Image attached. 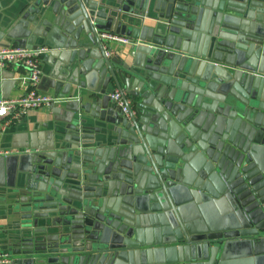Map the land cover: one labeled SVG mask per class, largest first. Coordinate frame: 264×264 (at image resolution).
<instances>
[{
	"label": "water",
	"instance_id": "obj_1",
	"mask_svg": "<svg viewBox=\"0 0 264 264\" xmlns=\"http://www.w3.org/2000/svg\"><path fill=\"white\" fill-rule=\"evenodd\" d=\"M8 39L60 56L61 101L14 157L5 264H264V0H21Z\"/></svg>",
	"mask_w": 264,
	"mask_h": 264
},
{
	"label": "crops",
	"instance_id": "obj_2",
	"mask_svg": "<svg viewBox=\"0 0 264 264\" xmlns=\"http://www.w3.org/2000/svg\"><path fill=\"white\" fill-rule=\"evenodd\" d=\"M20 1L21 0H0V47L9 44L17 45V43L10 42L8 39V25L12 13ZM106 39L111 40L113 45L118 47L119 40L112 37H108ZM55 50H58L59 53L65 52L62 49ZM50 53V51H47L41 56L42 74L37 86L38 90L43 93L56 95L59 93L61 85L54 87L51 83V80H53L51 72L54 62L61 58L60 56H55L50 62L44 58L46 54L50 56ZM0 69L7 75V77H3L2 75L0 76V98H9L22 93L23 88L21 87V83L17 80L15 84L14 80L15 78L19 79V75L21 74V70L23 68H18L15 64H9ZM6 82L11 83L5 85ZM128 98L131 101L129 96ZM50 107L51 105H46L30 109L21 120L8 124L5 130L0 131V147L4 145L5 148L20 150V152L3 156L11 157V161L5 163L0 162V253L3 252L2 245L10 239V235H12L16 229L11 223L13 217L8 214V204L10 200L7 197V192L13 190L22 182L23 169L20 165V161L14 157L25 154V151H21L24 148H31L21 145L25 142V139H23L25 134L31 132L39 134L41 132L43 141H47L48 134L46 133L47 130H49V127L44 126V123L49 121V119L53 122V113L50 111ZM3 119L5 118L0 116V123ZM37 137L40 136L37 135ZM205 208L207 210V215L211 219L217 221L223 220L225 212H223L218 204H210V202H207ZM229 252L231 260H233L235 264H246L248 262L249 253L243 255V251L240 249L237 250L236 248H232ZM8 261L9 259L4 260L0 262V264H5Z\"/></svg>",
	"mask_w": 264,
	"mask_h": 264
},
{
	"label": "built area",
	"instance_id": "obj_3",
	"mask_svg": "<svg viewBox=\"0 0 264 264\" xmlns=\"http://www.w3.org/2000/svg\"><path fill=\"white\" fill-rule=\"evenodd\" d=\"M103 38L112 37L121 42H128L129 39L110 33H103ZM48 51L47 46L39 48L22 47L19 45H5L0 47V68L9 64H15L18 68H23L18 81L21 83L23 92L9 98H0V116L3 119L0 123V131L5 130L8 124L21 120L26 113L33 108L52 105L60 102L61 97L43 93L38 90V82L42 74L41 56ZM111 98L126 114H129L130 100L119 89L110 93ZM21 151L29 152L30 148H24ZM20 152L19 149L0 147V156H6L11 153ZM0 253V262L5 259Z\"/></svg>",
	"mask_w": 264,
	"mask_h": 264
}]
</instances>
